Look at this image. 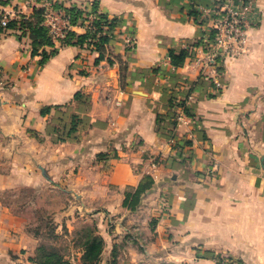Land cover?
Here are the masks:
<instances>
[{"label": "crops", "instance_id": "obj_1", "mask_svg": "<svg viewBox=\"0 0 264 264\" xmlns=\"http://www.w3.org/2000/svg\"><path fill=\"white\" fill-rule=\"evenodd\" d=\"M53 1L87 12L97 4L100 13L121 18L135 48L113 41L105 54L115 62L97 64V52L57 41V52L41 65L28 33L0 35V264H35L29 259L36 248L4 193L52 187L76 205L65 218L95 222L105 240L100 264H218L223 257L264 264V0L247 54L224 64V89L216 93L203 81L193 93L201 132L184 152L191 156L186 164L157 118L167 112L171 74H189L173 68L169 51L202 33L181 11L188 0ZM43 6L44 0H0V15L13 12L19 21ZM73 30L85 32L81 25ZM155 68L168 74H152ZM106 87L123 90L121 107L103 101ZM74 116L80 123L67 136ZM153 168L155 185L130 211L126 190Z\"/></svg>", "mask_w": 264, "mask_h": 264}, {"label": "trees", "instance_id": "obj_2", "mask_svg": "<svg viewBox=\"0 0 264 264\" xmlns=\"http://www.w3.org/2000/svg\"><path fill=\"white\" fill-rule=\"evenodd\" d=\"M172 4L179 2L180 0H170ZM192 4H188L186 7H182L181 11H186L189 18L193 19L197 24L201 32L204 30V21H199L200 13L194 6V4H205L208 5L210 0H188ZM63 7V6H61ZM68 15L71 17V22L74 26L82 24L86 21L89 16L93 17L92 26L95 28L94 31L88 30L83 34H78L74 30H70L66 36L60 39V47L68 45H76L82 49L95 47L98 51V58L96 63L99 64L104 59L108 60L109 64H113V60L110 57H106L105 54L106 46H110L113 41H121L123 25L121 18L109 17L108 15L102 14L98 10V5L94 4L93 10L87 12L77 7H63ZM21 30L24 33H28L33 47V55L40 54L41 61L40 64L44 65L46 61L57 52L55 47V41L50 37L48 28L43 24V8L35 9L32 16L22 17L19 21L12 20L9 22L7 27H2L0 24V35L8 30ZM112 32V33H110ZM115 32V33H114ZM111 34V35H110ZM46 48H51L47 51ZM93 51V49H91ZM189 53L182 49L177 52L174 49L169 51V57L171 64L175 70L183 69L186 58ZM162 72L163 74H168V72H163L160 68H155L152 70V74H157ZM183 76H178L175 72L171 74V77L175 80V83L170 86V90L173 92L169 96L165 91V102L167 112L165 114L158 115L157 123L159 128L162 125L167 124L168 132L166 136L173 140L175 144L172 145L173 151L177 153L182 158V163L186 164L191 156L184 155L187 148L193 145V141L184 138V136L177 133V121L176 112L173 109L174 106H183V110L188 118H190L194 123V130L198 133L200 130V121L195 114V107L190 103H186V98L193 94L199 85L194 81L193 76L187 74ZM169 90L165 88L164 90ZM83 96L78 94L76 96L77 100H81ZM176 97H181L179 101H176ZM51 107H46L43 114L48 113ZM79 118L77 116L73 117L71 127L67 132V136H71L77 131L79 125ZM59 132V131H58ZM105 155H99L100 158H104ZM175 159V157H174ZM172 158V161H174ZM155 162L158 165H166V161L159 158H155ZM155 185L154 178L146 174L143 176L141 182L136 188H130L125 192V199L123 206L130 211H136L141 206L142 199L145 194L150 191ZM80 252L81 256L79 259L80 264H100L103 249L105 247V240L98 233V228L95 224L94 227L88 228L81 237L80 242ZM31 262L35 264H74L70 258L61 253L57 249H49L48 247L41 245L35 252V256L30 257Z\"/></svg>", "mask_w": 264, "mask_h": 264}, {"label": "built area", "instance_id": "obj_3", "mask_svg": "<svg viewBox=\"0 0 264 264\" xmlns=\"http://www.w3.org/2000/svg\"><path fill=\"white\" fill-rule=\"evenodd\" d=\"M188 4H192L188 1ZM200 13L199 21H204V30L194 42L185 41L184 50L189 53L183 68L193 76L196 83L209 82L216 93L224 89L223 68L229 59H238L247 54L251 40L252 30L262 22V13L258 7V0H210L208 5L194 4ZM13 12L0 15V24L7 27L12 21ZM17 18V17H16ZM93 17L89 16L82 24L85 31H94ZM43 24L48 28L50 37L55 41L64 38L75 27L66 10L53 0H44ZM112 33V32H110ZM115 33V32H114ZM111 35V34H110ZM127 50L135 48V38L131 34L122 33L120 38ZM89 53L97 52L95 47L84 48ZM93 49V51L91 50ZM111 58V57H110ZM113 59V58H112ZM115 62V60H113ZM167 94L172 95L170 86L166 87ZM123 90L115 87H106L102 91L103 101L114 107L123 105ZM179 101L181 97H176ZM193 94L186 98L189 104ZM176 112L177 128L188 127L184 138L194 140L196 131L193 121L187 117L183 106H174ZM192 128V129H191ZM172 146L175 142L169 139ZM156 165H158L155 162ZM155 167V166H154ZM152 177H158L157 168L151 170ZM218 264H245L239 260L223 257L218 259Z\"/></svg>", "mask_w": 264, "mask_h": 264}, {"label": "rangeland", "instance_id": "obj_4", "mask_svg": "<svg viewBox=\"0 0 264 264\" xmlns=\"http://www.w3.org/2000/svg\"><path fill=\"white\" fill-rule=\"evenodd\" d=\"M60 132L59 137L63 136ZM3 196L4 203L23 219L24 232L35 239V252L44 245L59 250L74 264H80L77 258L81 253V237L95 222L87 217L73 221L65 218L66 212L74 213L77 208L65 200L67 196L62 191L53 187L43 191L19 188L6 191Z\"/></svg>", "mask_w": 264, "mask_h": 264}]
</instances>
